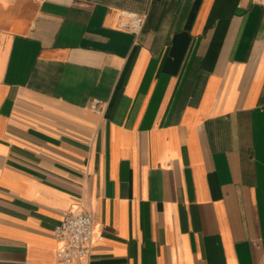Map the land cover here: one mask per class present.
Masks as SVG:
<instances>
[{
    "label": "crops",
    "instance_id": "0c3cea01",
    "mask_svg": "<svg viewBox=\"0 0 264 264\" xmlns=\"http://www.w3.org/2000/svg\"><path fill=\"white\" fill-rule=\"evenodd\" d=\"M0 264H264V0H0Z\"/></svg>",
    "mask_w": 264,
    "mask_h": 264
},
{
    "label": "built area",
    "instance_id": "2783aa9c",
    "mask_svg": "<svg viewBox=\"0 0 264 264\" xmlns=\"http://www.w3.org/2000/svg\"><path fill=\"white\" fill-rule=\"evenodd\" d=\"M145 15L121 9L118 25L124 30L138 32L144 25ZM106 101L93 97L89 109L97 114L104 111ZM53 236L60 243L57 257L62 259L86 258L91 254L94 233V216L90 210L65 213L53 228Z\"/></svg>",
    "mask_w": 264,
    "mask_h": 264
}]
</instances>
